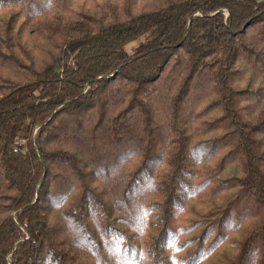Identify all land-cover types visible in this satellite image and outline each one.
I'll use <instances>...</instances> for the list:
<instances>
[{
  "label": "trees",
  "instance_id": "obj_1",
  "mask_svg": "<svg viewBox=\"0 0 264 264\" xmlns=\"http://www.w3.org/2000/svg\"><path fill=\"white\" fill-rule=\"evenodd\" d=\"M0 264H264V0H0Z\"/></svg>",
  "mask_w": 264,
  "mask_h": 264
},
{
  "label": "rangeland",
  "instance_id": "obj_2",
  "mask_svg": "<svg viewBox=\"0 0 264 264\" xmlns=\"http://www.w3.org/2000/svg\"><path fill=\"white\" fill-rule=\"evenodd\" d=\"M136 43V40L132 41V42H129L126 46L127 50L130 51L131 48H132V45H134Z\"/></svg>",
  "mask_w": 264,
  "mask_h": 264
}]
</instances>
